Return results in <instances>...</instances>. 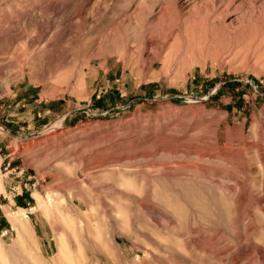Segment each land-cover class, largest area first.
Returning a JSON list of instances; mask_svg holds the SVG:
<instances>
[{
	"label": "rangeland",
	"instance_id": "rangeland-1",
	"mask_svg": "<svg viewBox=\"0 0 264 264\" xmlns=\"http://www.w3.org/2000/svg\"><path fill=\"white\" fill-rule=\"evenodd\" d=\"M0 264H264V0H0Z\"/></svg>",
	"mask_w": 264,
	"mask_h": 264
}]
</instances>
